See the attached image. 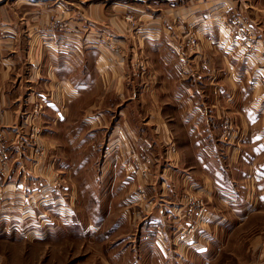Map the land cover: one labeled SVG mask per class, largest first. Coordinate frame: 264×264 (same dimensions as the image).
<instances>
[{"label": "crops", "instance_id": "obj_1", "mask_svg": "<svg viewBox=\"0 0 264 264\" xmlns=\"http://www.w3.org/2000/svg\"><path fill=\"white\" fill-rule=\"evenodd\" d=\"M113 9L105 23L100 9L68 0H0V210L16 217L19 206L51 195L46 222L81 228L83 191L101 202L122 189L124 216L147 208L140 237L148 244H157L159 225L161 249L215 253L217 238L249 218L245 207L248 216L264 205V1L124 0ZM120 10L139 12L142 23ZM216 11L235 22L213 23ZM53 17L70 31L54 29ZM101 32L123 51L105 50ZM137 57L145 70L129 67ZM171 141L180 153L168 149L171 169L157 168ZM143 154L149 173L147 163L133 166L132 155ZM154 167L161 193L146 180ZM141 189L155 196L133 194ZM199 202L205 213L193 222L186 210ZM165 217L192 224L194 238L163 245Z\"/></svg>", "mask_w": 264, "mask_h": 264}, {"label": "rangeland", "instance_id": "obj_2", "mask_svg": "<svg viewBox=\"0 0 264 264\" xmlns=\"http://www.w3.org/2000/svg\"><path fill=\"white\" fill-rule=\"evenodd\" d=\"M119 1L124 2V0H68V3L69 5L78 3V6L81 9H86V11H97L95 9H100L103 15L102 20L105 23H110V15L114 12L113 7L118 5ZM129 1L138 6L140 4L142 6L145 5V0H142V2L140 0ZM219 12L216 11L212 14L213 18L211 21L213 23L218 22L217 24L220 23L221 25V23L235 22L233 17H226L225 14L223 17L226 22H221L220 17L222 14H219ZM117 13L119 17H122L123 20L130 22L132 25L143 21L141 18L142 14L136 11H127L125 13L120 10ZM235 15L239 17L238 14ZM51 25L58 31H70L69 25L59 18L53 17ZM101 33L100 37L98 36L99 38L108 36L114 39L110 46L103 45L105 50L123 51L112 34L108 32ZM189 37H191L190 42L193 48H195L197 44L195 36ZM129 67L136 71L145 70L139 57ZM260 80L263 81L264 79L260 78ZM41 106V104L37 103L32 111L38 108L41 109ZM180 137L181 139L185 138V133L182 132ZM175 143L177 144V141H171L169 145L162 146L159 152L161 159L157 168L161 165V167L166 166L169 170L171 169L173 165L172 158L167 156L166 151L169 149L174 155L178 152L180 153V150L176 149ZM187 158L191 160L190 156ZM132 160L133 166L135 164L136 167L141 162L147 163L146 173L150 172L151 159L147 154L132 155ZM157 171L154 167L153 173L149 174L146 180L150 183L149 186H156L157 191L159 189L158 192L161 193L160 188H158L160 185V174L156 173ZM54 180V183L59 185V178L54 176ZM149 191L152 195L149 197L147 191L145 193L142 189L134 190L133 194L143 192L145 201L155 196L153 190ZM102 192L100 191L99 197H102ZM49 197L51 195L48 198L46 197V200H36V203L30 204L29 202L25 203L24 206H19L20 208L14 212L16 217H5L6 213L0 210V264H205V261H211V264H264V205L262 204H260L255 213L248 216L245 214L250 207H245L244 217L249 218L243 219L242 224H239L231 236H229V233L226 235L223 232L219 239L217 238L218 243L213 244L215 245L213 248L215 253L212 251V254L205 255L203 252L180 254L172 252L173 249L168 250L167 247L161 249L158 247V244L162 245V235H159L161 227L159 225H154L153 233H151V238L157 243V246L153 245V241L148 244L149 241L145 240V237H140L143 217L148 213L147 208H142L140 204L134 205L135 207L131 208V211L129 210L128 214L124 216V191L122 189L109 191V194L101 202L91 198V190L83 191L81 203L76 206L77 212L84 218V221L78 223L82 225L81 228L74 226V223L69 227L60 228L58 221L50 226L46 222L47 217L51 215L49 212L51 205L49 206L48 204ZM186 197L188 199L186 200L187 203L193 199L190 194L186 195ZM245 197L250 198L246 193ZM187 203L185 204L188 205ZM199 204L201 205L202 203L199 202ZM199 204L196 203L197 207L192 205L193 207L190 206L186 210V215L192 217L193 222H196L195 217L197 209L200 207ZM74 213L75 210L72 214ZM99 217L101 219L100 226L91 227V225L94 226L99 223V221L94 220V218L99 219ZM124 217L129 218V222H127L126 218L125 222ZM165 219V227L170 239L167 238L163 245L165 243L168 245L169 241L173 242V237L178 241H180L179 239H185L188 235H190L188 240L194 238L195 230H192V224L178 227L179 221L176 220V222L178 221L176 223L173 220L174 217H165ZM180 229H190V233L180 238ZM219 250L221 251L219 252Z\"/></svg>", "mask_w": 264, "mask_h": 264}, {"label": "built area", "instance_id": "obj_3", "mask_svg": "<svg viewBox=\"0 0 264 264\" xmlns=\"http://www.w3.org/2000/svg\"><path fill=\"white\" fill-rule=\"evenodd\" d=\"M217 18H219V17H217ZM220 21L223 22V23L226 22V19H224L223 15H221ZM99 37L97 38V42H99L101 45L110 46L114 42V39L112 37H108V36L103 37V38H99ZM36 152H37V150H36ZM2 162H3V160H2ZM1 193H2V191L0 189V194ZM199 206L200 207H198L197 212H196V217H195L196 219L201 218L204 215V213H205L203 205L201 204ZM189 233H190V229L189 230L180 229V234L179 235H180L181 238H183V237L187 236V234H189Z\"/></svg>", "mask_w": 264, "mask_h": 264}]
</instances>
